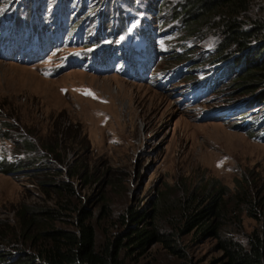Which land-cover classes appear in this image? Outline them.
<instances>
[{"label":"rangeland","instance_id":"obj_1","mask_svg":"<svg viewBox=\"0 0 264 264\" xmlns=\"http://www.w3.org/2000/svg\"><path fill=\"white\" fill-rule=\"evenodd\" d=\"M97 1L73 26L77 29L87 17L95 18L98 11L112 7L141 10L153 30L165 33L152 41L153 65L139 78L122 74L120 66L108 59L110 55L105 61L92 58V67L102 70L87 67L89 52L82 40L69 41L76 29L67 35L64 31L59 47L42 59L28 62L0 55V156L25 157L28 152L22 137L35 142L54 168L56 180L74 183L77 199L70 198L71 204L79 203L81 196L93 209L99 245L125 229L123 216L128 218V209L148 214L144 227L154 222L164 231L181 232L177 199L190 192L206 193L211 179L232 191L238 180L242 186L246 181L264 183V79L254 81L251 88H238L235 70L254 68V59L264 61L261 54L251 56L257 52L256 45L226 53L219 59L225 62L212 70L216 60L208 51L220 41L218 30L206 26L196 35L184 33L185 16L182 19L180 11L175 17L183 0ZM106 2L112 5L110 9ZM28 3L23 0V7ZM249 8L248 22L264 19V0H250ZM24 16L19 12L18 19L23 21ZM88 29L83 31L86 40L93 28ZM248 50H252L251 60L243 55ZM19 54L27 57L29 52ZM239 55L243 58H236ZM72 56L84 63L68 64ZM225 63L226 78L210 83L209 88L195 82L206 73L218 75ZM251 98L260 107L244 109ZM48 145H56L61 156L48 152ZM58 168L61 174H56ZM71 170L76 172L72 177L67 173ZM84 173L90 182L83 180ZM36 181L34 176L0 172V232L15 233L16 212L25 205L32 209L56 206L60 195L46 192ZM63 212L67 217L49 224L73 229L72 213ZM234 215L237 223H228L225 232L238 238H245L259 225L246 213L238 217L236 208L229 206L226 219ZM180 243L189 264L217 263L224 257L218 239L195 241L191 233L181 232ZM182 261L162 244L153 243L135 252L127 263Z\"/></svg>","mask_w":264,"mask_h":264},{"label":"trees","instance_id":"obj_2","mask_svg":"<svg viewBox=\"0 0 264 264\" xmlns=\"http://www.w3.org/2000/svg\"><path fill=\"white\" fill-rule=\"evenodd\" d=\"M249 2L250 0H183L179 11L175 10V17L180 11L182 19L185 16L183 30L187 35H196L206 26L218 30L220 41L214 50L208 51L216 60L211 64L225 62L219 59L225 58L228 52L231 55L249 48L251 43L256 45L257 51L251 56L255 54L254 57L257 58L256 56L261 54L264 57V19L248 22ZM97 3V0H66L65 2L29 0L27 7H23V0H0V34L10 25L16 12L13 9L15 7L19 12L28 14V18L30 15L39 18L43 41L62 38L64 31L67 35L70 30L71 33L72 29H76L73 23L80 19L83 11L90 12L91 10L87 9H92ZM105 7L110 9L112 5L106 2ZM105 12L110 13L109 17ZM102 13H104L101 14L104 25L95 29L88 40L82 42L83 46L105 47L107 53L100 57L105 55L119 57L122 60V68L128 71L135 70L133 62L138 59V51L128 49L124 41L130 38L133 43L143 40L151 45L155 37H163L165 34L151 28L150 21L142 15L143 11L132 10L128 5L122 9L112 7L110 11H102ZM96 17L89 16L84 19L78 25L76 33L90 27L89 32L95 27ZM11 26H15V22H11ZM248 51L243 55L251 60L249 53L252 50ZM243 55L236 58H243ZM254 60L251 62L254 68L235 69L239 77L238 88H251L250 85L254 81L264 79V61ZM231 62L232 60L229 63ZM211 64L208 66L210 67ZM227 65L228 63H225L220 66L218 75L215 73L208 75L204 71L206 75L195 82H203L200 86L209 88L210 83L214 84L226 78L224 69ZM218 66L213 67L212 70L217 71ZM207 70L211 71L209 68ZM259 105L261 103H257L256 98H251L244 109H255L260 107ZM21 143L29 155L27 153L25 157L15 156L12 159L0 156V172L12 176L21 174L34 176L38 185L46 192L55 191L60 196L57 207L42 206L32 209L25 205L16 212L15 233L4 230L0 232V264H128V258L133 257L135 252L144 250L147 245L153 243H160L171 254L183 258L181 264H189L186 248L180 243L181 232L191 233L195 241L207 238L219 240L218 246L223 250L224 257L217 263L211 264H264V183L246 181V185L242 186V182L238 180L235 190L232 191L229 187L220 185L219 180L211 179L206 184V193L199 195L190 192L187 196L177 199L176 207L180 212L182 223L181 232L168 229L164 231L154 222L144 227L148 214L144 211L128 209V218L123 216L125 229L99 245L93 222V209L81 196L79 203L71 204L70 198H76L74 183L68 179L56 180L52 173L54 168L46 163L44 155L40 154L35 142L22 137ZM47 149L56 158L61 156L57 152L56 145H48ZM55 172L61 174L62 169H55ZM67 173L71 177L76 174L72 170ZM85 175V173L81 175L83 180L86 183L90 182ZM201 191L204 189L202 188ZM103 202L104 209L106 201ZM229 206L236 208L238 217L241 213H246L259 223L243 239L236 237L234 233L225 232L229 227L228 223H237L235 215L232 220L226 219ZM64 210L72 213L73 229L49 224L67 217ZM239 222L240 218H238Z\"/></svg>","mask_w":264,"mask_h":264},{"label":"bare ground","instance_id":"obj_3","mask_svg":"<svg viewBox=\"0 0 264 264\" xmlns=\"http://www.w3.org/2000/svg\"><path fill=\"white\" fill-rule=\"evenodd\" d=\"M185 89V88H184ZM187 91H188V89H186ZM188 97H190V98H193L189 93H188Z\"/></svg>","mask_w":264,"mask_h":264},{"label":"snow or ice","instance_id":"obj_4","mask_svg":"<svg viewBox=\"0 0 264 264\" xmlns=\"http://www.w3.org/2000/svg\"><path fill=\"white\" fill-rule=\"evenodd\" d=\"M89 95H93L92 93H88Z\"/></svg>","mask_w":264,"mask_h":264}]
</instances>
